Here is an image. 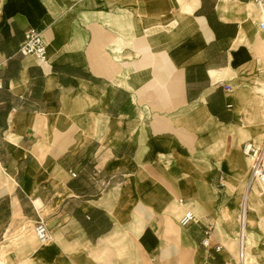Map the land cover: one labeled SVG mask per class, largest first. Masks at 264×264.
<instances>
[{"label": "crops", "instance_id": "1", "mask_svg": "<svg viewBox=\"0 0 264 264\" xmlns=\"http://www.w3.org/2000/svg\"><path fill=\"white\" fill-rule=\"evenodd\" d=\"M261 14L251 0H0V251L27 249L42 220L35 264L67 238L95 257L122 232L154 264L186 262L248 183L232 154L264 136ZM30 28L44 61L18 52ZM221 240L193 264H235Z\"/></svg>", "mask_w": 264, "mask_h": 264}, {"label": "rangeland", "instance_id": "2", "mask_svg": "<svg viewBox=\"0 0 264 264\" xmlns=\"http://www.w3.org/2000/svg\"><path fill=\"white\" fill-rule=\"evenodd\" d=\"M255 4L254 2H252ZM256 5V4H255ZM262 16V14H261ZM262 18V17H261ZM264 122V117H263ZM250 136H244L242 142L245 140L253 141V138ZM254 142V141H253ZM240 146H242L240 144ZM242 156H244L241 152V148L238 147L234 154H232L231 158L234 162H238V164L242 167ZM225 160L226 157L224 156ZM248 166L250 169V160L248 162ZM247 171V175L249 172ZM225 173V172H224ZM224 173L221 176L224 177ZM246 175V178H247ZM220 189H224L227 186V180L222 177L219 178ZM245 180L242 182L244 184ZM232 187L235 186V182L230 181L229 183ZM252 188L256 189L257 197L255 198V209L249 211L248 213V221H247V232L246 234L258 245L260 248L261 254L264 253V246L262 245V240L264 238V189H260L259 185L254 182L252 184ZM242 193V186L241 189L235 192L236 198L231 200H224L223 204V211H222V218L225 220L223 225H216L214 228L213 224L206 225L204 227L207 230V234L205 235L204 239H208L210 241V249L215 248V246L219 245L220 250L224 249L223 243L221 238H228L230 243L232 244V251L234 258H237V235H238V221H237V213L238 207L240 202V197ZM228 204L232 206V208L228 209ZM189 210V209H188ZM180 215L177 217V222ZM194 220L197 219L194 217ZM193 220V221H194ZM192 221V222H193ZM196 224H199L197 222ZM34 225H31V230ZM18 230H13L10 235L18 234ZM4 233L0 236V241L3 240ZM203 239V240H204ZM69 240V238L65 239ZM62 241V250H58L57 254L54 255L53 258L47 260L43 257H37V264H154L151 261V258L146 255L145 253L141 252L138 246V238L136 232H132V236H129L126 232H122L121 235L114 239L107 245V249H105L100 254L96 255L95 257H84V253L86 248L77 241L72 242H65ZM27 243L29 247L27 249L18 248L17 244H11L8 246L4 252V249L0 251V264H15L18 262H22V264H35L34 261L25 259L26 257H30L31 249L39 246L41 243L38 242L33 234V239L27 238ZM205 247L202 244L198 246L189 247V254L188 260L186 262H182L178 260L177 262H173V264H193L194 255L195 258L199 261H206L207 255L205 254ZM201 249L203 253L199 251ZM11 251V253H9ZM247 251V248H246ZM263 256V257H262ZM261 258L264 259V254L261 255ZM247 264H253L251 260L246 259ZM264 262V260H262ZM4 262V263H3ZM230 264L232 263V259H228ZM236 264V261H235Z\"/></svg>", "mask_w": 264, "mask_h": 264}, {"label": "built area", "instance_id": "3", "mask_svg": "<svg viewBox=\"0 0 264 264\" xmlns=\"http://www.w3.org/2000/svg\"><path fill=\"white\" fill-rule=\"evenodd\" d=\"M231 1V0H229ZM263 13L262 19L259 21L258 26L261 30H264V0H252ZM47 44L41 34V32L35 29H28L23 34V39L18 45V52L23 55H33L40 61L46 59V50ZM2 66L0 63V89L3 88L2 81ZM242 154L250 159V169L248 173V189L251 188V185L256 182L260 189H264V144L256 146L253 141L248 140L242 144ZM72 176H75L74 173H71ZM242 209H240L238 217V249L237 254L240 259L243 258L245 252V229L246 222L244 216L242 215ZM194 220V215L189 210H186L182 216L179 218V225L187 226ZM207 233V232H206ZM34 234L36 239L39 242H45L50 238V230L47 228L45 222L42 220L37 221L34 224ZM205 247L210 246V241L204 239L202 241ZM262 245L264 246V238L262 240ZM214 250L218 252L220 246H215Z\"/></svg>", "mask_w": 264, "mask_h": 264}, {"label": "bare ground", "instance_id": "4", "mask_svg": "<svg viewBox=\"0 0 264 264\" xmlns=\"http://www.w3.org/2000/svg\"><path fill=\"white\" fill-rule=\"evenodd\" d=\"M225 1L226 2H236L238 0H231V1L225 0ZM262 144H264V136L262 138L261 143L260 144H255V145L256 146H260ZM244 157H246V156H244ZM247 159L250 160L249 158H247ZM247 187H248V183L246 184V182H244V184L242 185V193H241L239 207H238V213H237V221H238L240 209L243 208L242 209V215L244 216V219H245V222L246 223L248 221V213H249V211H252V210L255 209V198L257 197V191H256V189L255 188L254 189L252 188V190H250L251 189L250 188L247 191ZM246 232H247V229H245V234H246ZM246 237H245V252H244V256H243L242 259H240L238 257L236 264H247L246 259L251 260L253 262V264H264V262L262 261L264 259L261 258V255H263L264 253L261 254L260 248L258 247V245L256 243H254V241L249 237V235H247ZM40 243H43V242H40ZM246 248H247V251H246Z\"/></svg>", "mask_w": 264, "mask_h": 264}]
</instances>
